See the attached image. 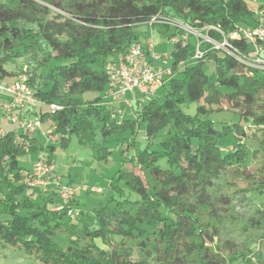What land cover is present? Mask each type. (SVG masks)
<instances>
[{
    "label": "trees",
    "instance_id": "16d2710c",
    "mask_svg": "<svg viewBox=\"0 0 264 264\" xmlns=\"http://www.w3.org/2000/svg\"><path fill=\"white\" fill-rule=\"evenodd\" d=\"M256 8L245 0H0V82L25 76L40 100L59 106L50 111L45 105L39 112L42 122L50 121L49 128L54 127L56 142L44 144L35 133L24 130H8L0 136L2 251L14 247L39 264L262 261L256 243L246 246L247 251L241 244L240 249L234 247L235 240L222 243L218 226L227 213L218 211L264 188V71L246 72L236 57L207 42L202 47L204 56L196 59L197 41L191 35L184 40L185 32L174 27L168 37L174 40L173 76L161 86L163 94L147 104L130 106L136 113L132 119L124 117L126 105L105 98L106 66L132 45L142 44L135 32L139 24L156 15L170 16L215 40L222 41L224 34L249 56L251 44L232 40L230 35L255 26ZM155 25L165 32L172 27ZM40 52L42 59L37 58ZM25 57H31L32 66L25 64ZM98 59L103 60L102 69L93 66ZM207 63L213 64L212 71L205 68ZM87 92L97 96L85 100ZM186 100L199 103L194 115L181 109ZM223 110L230 111L233 119L215 121L213 114ZM139 125L145 127L149 146L161 139L162 152L146 148L137 157L139 170L122 173L125 187L138 199L126 196L115 205L72 217L55 187L45 194L41 187L25 183V172L31 168L23 166L21 157H38L42 152L52 161L45 150L67 149L76 135L81 144L94 143L95 156L107 160L108 137L133 133ZM249 129H255L253 136L258 137L251 143L252 153L245 140ZM99 134L102 142L97 144ZM230 135L240 140L223 149L219 141ZM249 155L251 165H247ZM162 156L168 168L159 164ZM230 171L256 185L226 192L218 181ZM116 191L124 193L122 187ZM36 193L40 201L33 198ZM76 204L75 198L71 206ZM248 217L253 227L264 229V216ZM220 247L227 256L219 252Z\"/></svg>",
    "mask_w": 264,
    "mask_h": 264
},
{
    "label": "rangeland",
    "instance_id": "374dc122",
    "mask_svg": "<svg viewBox=\"0 0 264 264\" xmlns=\"http://www.w3.org/2000/svg\"><path fill=\"white\" fill-rule=\"evenodd\" d=\"M245 1L248 2L251 7H258L264 3V0ZM173 31H175L174 26H172L168 32H165L160 25L152 26L149 25V23H142L135 27V32L139 35L141 40H145V38L149 37L154 40V54L156 57L153 59L156 60L155 66L160 65L163 68H167L171 65V52L174 47V40H171L168 37ZM205 33L206 32H204V34ZM191 40L197 41V36L195 34L191 35ZM44 48H46V46H44ZM42 56L43 54L40 52L37 58L42 59ZM112 58L113 57L109 60ZM30 59L31 57H25L24 62L25 64L32 66L33 62L30 63ZM93 66L96 69H102L103 60L98 59ZM205 68L208 71H212L214 66L212 63H207ZM162 94L163 92L159 91L157 94H151L150 96H140L144 99L142 103L147 104L155 95ZM96 96L97 94L92 92L83 94V98L85 100L93 99ZM198 105V102L186 100L180 105V107L183 112L194 115L197 112ZM126 107H128V105ZM122 111L124 112L125 118H136V113L130 108V106ZM212 117L217 122L230 121L233 119V114L228 110H223L215 112ZM243 124H245V122H243ZM2 125L7 129H11L9 127H14L19 130L16 123H11L8 120L6 121L4 117ZM42 126L46 128L47 122H43ZM254 132L255 129H249L250 134L245 139L251 153L253 150L251 143L258 139V137L253 136ZM259 136H261L260 133ZM44 138L46 139L45 136ZM160 140V138H157L149 146L150 139H148L146 135L145 127L139 125L133 133L129 132L118 136L108 137L106 145L111 153L107 160L98 159L95 156L93 148L94 143L81 144L76 135L72 136L71 143L67 149L57 146L55 149H51L49 147L45 151L46 155H50L52 157V161L56 167V175L61 178L63 185L69 186L75 191V198L77 201V204L75 205L76 210L79 212L84 211L91 213L95 209L101 208L102 206L115 205L116 201L123 200L126 196L131 200L139 198L136 193L130 192V190L125 187L124 182L121 179V175L126 171L139 170L137 157L146 148L149 151L162 152ZM239 140L240 139L234 137L233 135H230L228 137L221 138L219 145L225 149L230 146H234L239 142ZM100 142H102V137L99 134L96 139V143L99 144ZM34 158L38 157L36 155L34 156V154H29L21 157L20 161L23 166L30 168L33 161L36 160ZM252 162V155H249L247 158V165H251ZM159 164L163 168L169 167L165 156L160 158ZM218 183L222 184V189L230 194H232L231 192H234L237 188L238 190H247L246 188L256 185L247 179L234 176L231 171L226 172ZM117 187H122L124 189V193L122 195L117 193ZM247 192L248 191H246V193ZM251 194L252 195L247 193V198L242 201H237L234 203V207L232 208L220 207L223 209H220L218 212L221 214L227 213V215L223 216L225 220L222 222L220 227L218 226V228H220V231L222 230V243H226L225 240L227 239L235 240L236 243L234 244V247L239 245L238 248L240 249L241 244L243 245L245 251H247L245 248L246 246L250 248L254 245V243H256L255 245L258 246V248L255 250L261 253L263 260H254V262L255 264H264V229L258 230L253 227L250 224L248 217L251 214H257L259 217L264 216L261 214V212L264 213V188L261 190H255V192H252ZM2 196L3 193L0 191V198ZM33 198L40 201L37 193L33 195ZM58 200L61 201L59 198ZM217 206H220V204L217 203ZM0 216L5 218V215H2L1 212ZM13 249L14 247H9L2 251L0 247V256L2 260H0V264H39L34 259L29 258V256L22 250L18 249L15 252ZM218 249L219 248H217V251ZM219 252H223L227 256V252L221 247Z\"/></svg>",
    "mask_w": 264,
    "mask_h": 264
},
{
    "label": "built area",
    "instance_id": "2783aa9c",
    "mask_svg": "<svg viewBox=\"0 0 264 264\" xmlns=\"http://www.w3.org/2000/svg\"><path fill=\"white\" fill-rule=\"evenodd\" d=\"M255 16L257 22L255 26L241 27L234 31L230 37L232 40H245L252 46L249 56L242 54L239 49L229 43L228 38L223 35V40L218 41L211 38L208 33L196 30L176 18L166 15H156L147 22L149 25L155 23L168 24L182 29L185 33L184 40L189 35L197 36V45L194 57L201 59L205 51L203 44L209 43L211 48L225 51L226 53L236 57L244 64L246 72L251 70L264 71V5L256 8ZM211 28H207L209 30ZM204 37H202V36ZM150 57L155 58L154 40L149 38L146 43L132 45L127 53L119 56L115 61L106 66L109 76V84L106 100L110 103H124L132 106L127 99V94L135 91L143 96L154 94L167 79L173 76V71L168 68H156L152 66ZM46 105V107H45ZM30 107L37 112L33 119H23L20 110ZM47 108L50 111L57 110V104H45L36 95L34 89L29 84L25 76L19 77L12 82H0V111L2 115L12 123H16L20 129L28 134H34L42 126L39 108ZM54 127L49 128L45 133L47 143H54L58 136L53 133ZM5 131L0 129V136ZM21 140V138H19ZM25 183L30 187H41L45 194H49L50 188L53 186L59 192V197L67 205L68 213L72 217H76L79 211L73 205L75 199V191L69 186H65L59 176L56 175V167L52 161H49L41 152L38 158L33 162L30 171L25 172Z\"/></svg>",
    "mask_w": 264,
    "mask_h": 264
},
{
    "label": "crops",
    "instance_id": "0c3cea01",
    "mask_svg": "<svg viewBox=\"0 0 264 264\" xmlns=\"http://www.w3.org/2000/svg\"><path fill=\"white\" fill-rule=\"evenodd\" d=\"M263 4H264V3H263ZM149 38H150V37H149ZM149 38H145V40H141V39H139V40H140L141 43L144 45V44L146 43V41H147ZM154 48H155V44H154ZM116 58H118V57H116ZM116 58H115V59H116ZM150 62H151V64H152V66H154V67H156V68L162 67V66H160V65H156V66H155L156 60L153 59L152 57H150ZM168 67H170V66H168ZM168 67H167V68H168ZM162 68H163V67H162ZM5 81L8 82V81H11V79H6ZM161 88H163V87H160V88H159L154 94H157V92H159V91L161 90ZM127 99L132 103L133 106H134L137 102H141V103H142V102L144 101V99L142 98V96H140L139 93L137 94V92H135V91H131V92H129V93L127 94ZM117 105H120V107H121V106L126 105V104H124V103H117ZM126 106H127V105H126ZM124 107H125V106H124ZM125 108H129V106H128V107H125ZM130 108H131V107H130ZM40 109H41V108H39V110H40ZM20 114H21V117H22L23 119H33V118L36 117L37 112H36L34 109H31L30 107H27V108H24V109L20 110ZM3 117H4V116L2 115V113H1V111H0V129L4 130L5 132L8 131V130H15V131H17V132H22V129H20L18 125H17V127L19 128V130L15 129L14 127H9V128H11V129H7L6 127H4V126L2 125ZM4 118H5V117H4ZM5 119H6V118H5ZM6 121H7V119H6ZM8 121H9V120H8ZM8 123H9V122H8ZM11 123H12V122H11ZM49 127H50V121L47 122V127H46V128H44L43 126H41V128L35 132V136H37L38 138H40L41 141L44 142V144L47 143V139H45L44 136H45V133L48 131ZM39 132H40V133H39ZM37 133H38V135H37ZM45 137H46V136H45ZM34 159H36V158H34ZM32 164H33V163H32ZM30 168H32V166H31ZM35 190H38V189L35 188Z\"/></svg>",
    "mask_w": 264,
    "mask_h": 264
}]
</instances>
